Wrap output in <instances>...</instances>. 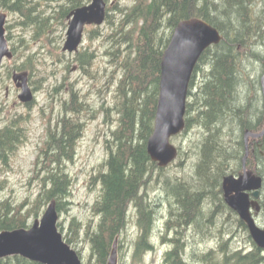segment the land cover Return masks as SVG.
I'll return each instance as SVG.
<instances>
[{
  "label": "trees",
  "instance_id": "16d2710c",
  "mask_svg": "<svg viewBox=\"0 0 264 264\" xmlns=\"http://www.w3.org/2000/svg\"><path fill=\"white\" fill-rule=\"evenodd\" d=\"M90 2L0 0V9L18 15L22 28L33 29V40L45 37L52 41L57 39L61 25L65 30L69 13ZM51 9L52 13H48ZM192 17L211 23L223 39L202 54L188 94L184 134L191 128L201 131L192 179H162L159 175L165 168L152 161L147 149L160 96L161 62L177 24ZM105 23V27L95 26L89 33L102 41L103 57L109 59V66H114L112 74L107 73L108 68L101 70L95 66L98 51L80 49L73 59L97 85L105 76L108 87L116 84L114 105L104 102L96 109L108 116L115 114L110 122H117L106 139L108 156L93 176L101 187L99 198L91 206L97 221L81 222L74 217L67 230L63 220L58 227L83 260L84 244L89 246L85 264H107L117 236L119 246H123L121 236L130 229L134 214L138 232L133 242L132 264H147L145 254L155 250V228L167 205L160 237L168 247L161 264H191V230L200 233L206 228L209 237L215 234L217 226L216 235L222 233L224 223L215 218L218 209L226 206L221 190L223 177L247 162L246 131L260 132L264 128V0H115L107 7ZM7 37L10 41L11 33ZM11 46L14 58L18 53L21 57L23 53L18 52L16 44ZM23 55L22 62L14 61L8 67V77L12 78L14 71L25 72L37 90L40 84L31 78L37 69L31 64L34 54ZM62 55L63 52L57 58ZM1 76L2 71L0 79ZM60 87L61 84L56 85L54 91ZM68 91L69 98H62L65 106L62 105L71 110L70 115L57 118L36 161L37 167L41 164L35 176H39L40 191L31 201L18 204L11 198L0 197L1 231L29 228L30 220L36 219L53 199L60 215L71 209L74 178L68 167L77 155L84 129L81 113L91 106L79 88L72 85ZM5 117L0 127V163L7 165L26 142L28 133L25 115L13 113ZM158 179L164 204L149 197L148 187ZM80 243L84 244L79 247ZM190 253L203 264H222L223 256L237 264H260L262 260L258 252L224 251L218 243L205 252ZM0 264L42 263L14 255L1 258Z\"/></svg>",
  "mask_w": 264,
  "mask_h": 264
},
{
  "label": "rangeland",
  "instance_id": "374dc122",
  "mask_svg": "<svg viewBox=\"0 0 264 264\" xmlns=\"http://www.w3.org/2000/svg\"><path fill=\"white\" fill-rule=\"evenodd\" d=\"M115 0H107L108 5L114 3ZM7 13L6 30L7 34L11 33L10 46L16 44L17 50L20 53L34 54L32 63L36 66V70L31 75L33 81L40 84L36 90L30 82L34 91L35 99L30 104H25L19 101L18 95L20 90L15 86L13 79L8 77L7 69L12 67L14 61L20 63L24 60V55L19 57V53L15 58L7 59L2 68L3 76L0 79V127L6 121L5 115L13 113H21L27 117V133L28 138L12 156L9 163H0V197L11 198L15 204L24 203L26 200L31 201L40 191L39 176L35 177L38 168L36 161L41 155V149L44 141L49 135V129L54 127L58 117L70 115V109H64L65 106L62 98H69V91L74 85L79 88L82 96L90 103L92 108H87L81 113V119L84 124L83 132L80 136L77 155L73 162L69 163V171L74 178V185L71 197V209L67 213L60 215V220L64 221L66 230L69 228L71 220L76 217L78 221L87 222L97 221V217L93 214L91 206L101 193L100 183L93 180V176L102 168L105 159L107 158L106 139L111 136V130L117 124L116 119L110 122L112 118H116L115 114L106 115V112L99 113L96 111L105 102V105H114L115 93L113 88L108 87L106 76L97 85L95 79L90 75L80 71L74 59V53L63 51V46L66 40V32L68 21L65 30L63 26L55 35L58 39L48 41L45 37L40 40H33V29H24L19 24V16L5 9H0V12ZM54 12V11H53ZM52 13V9L48 10ZM10 26V27H8ZM106 23L101 25L105 27ZM95 28L94 25L88 26L85 29L83 44L80 49H89L98 51L99 56L96 59L95 66L101 70L108 68L107 73L112 74L114 68L109 66V59L103 57L102 41H99L94 36L90 35L89 30ZM64 30V31H63ZM8 38V37H7ZM9 40V39H8ZM12 47V46H11ZM80 51V50H79ZM64 53L61 58H57L58 54ZM72 61V62H70ZM68 66L70 69H68ZM119 72V71H118ZM117 72V73H118ZM42 76H45L42 78ZM201 78V71L198 73L195 84ZM61 84L60 89L56 92L54 88ZM101 90H103L101 92ZM54 96H53V94ZM64 106H63V105ZM72 115V113H71ZM201 131L198 128H191L187 133L184 131L171 138V142L180 150V154L170 165L165 167L159 178L168 177L172 180H190L194 173L195 166L198 161L197 145L199 144V136ZM155 180L157 175L155 174ZM148 187L149 197L162 200L164 204V196L162 194L161 182L159 179ZM47 206L41 210L40 215L36 218H41ZM168 213V206H164L160 212V217L157 221L156 232L154 237L155 250L145 254L144 261L147 264H161L164 253L167 249V244L162 243L160 230L162 229L164 216ZM223 214L216 215L215 221L223 223ZM225 215V214H224ZM36 219H31L30 223H34ZM138 228L136 226V217L131 214V227L128 232H124L121 236L123 246H119L118 242V264H132L133 242L137 236ZM218 232L217 226L215 234ZM63 233V232H62ZM64 234V233H63ZM207 236L206 228L200 233L197 230H191V241L189 243V261L191 264H203L198 260L193 252H205L209 247L215 246L218 243V235ZM84 238L81 235V239ZM199 239V240H198ZM84 243H80L79 247ZM89 254V246L84 244L83 257L84 261Z\"/></svg>",
  "mask_w": 264,
  "mask_h": 264
},
{
  "label": "water",
  "instance_id": "95a60500",
  "mask_svg": "<svg viewBox=\"0 0 264 264\" xmlns=\"http://www.w3.org/2000/svg\"><path fill=\"white\" fill-rule=\"evenodd\" d=\"M106 0H91L77 7L68 15V28L63 51L78 52L83 44L87 26H101L107 16ZM7 13L0 12V73L5 60L12 59L14 53L7 38ZM223 36L211 23L199 17L181 20L175 27L171 41L163 53L161 62L160 96L156 112L153 134L148 140V153L152 161L161 168L170 165L179 155V149L171 138L182 133L186 127L188 94L195 70L204 51L219 44ZM12 79L20 90V102L30 104L35 99L28 74L13 72ZM264 91V75L262 77ZM260 132L247 130L245 142L250 137H262ZM248 148V146H247ZM248 151L244 158L246 157ZM245 163V162H244ZM262 176L246 170L239 175L228 174L223 179L226 202L247 222L250 233L258 245L264 247V230L253 220L249 208V190H258ZM60 213L53 199L41 218L29 227L0 230V259L19 255L42 264H85L78 252L65 240L58 227ZM119 236L114 240L107 264H118Z\"/></svg>",
  "mask_w": 264,
  "mask_h": 264
},
{
  "label": "flooded vegetation",
  "instance_id": "af4514ba",
  "mask_svg": "<svg viewBox=\"0 0 264 264\" xmlns=\"http://www.w3.org/2000/svg\"><path fill=\"white\" fill-rule=\"evenodd\" d=\"M248 146L249 155L247 162L241 163V169H238L234 174L235 176L241 175L245 168L246 170L253 171L255 174L262 176V185L258 190V196L254 193L256 190H249L250 208L249 212L255 221L256 225L264 230V137H251L246 144V150ZM245 150V151H246ZM261 157V158H260ZM225 177V176H224ZM223 177V179H224ZM222 198L225 202V208L220 207L217 213H222V209L226 212L223 214L224 224H222V233L219 234L218 244L222 247V250H228L231 252L242 251L244 253H259L262 257L261 263L264 264V247L257 244L250 233L249 226L244 221L239 213L229 206L225 199V193L223 189L222 180ZM216 213V214H217ZM223 255V253H222ZM227 256H223L222 264H237L235 261L231 263V260H226ZM233 258V257H232Z\"/></svg>",
  "mask_w": 264,
  "mask_h": 264
},
{
  "label": "bare ground",
  "instance_id": "6f19581e",
  "mask_svg": "<svg viewBox=\"0 0 264 264\" xmlns=\"http://www.w3.org/2000/svg\"><path fill=\"white\" fill-rule=\"evenodd\" d=\"M250 138H251V137H250ZM156 163H157V162H156ZM216 234H217V233H216ZM216 234H215V235H216ZM219 238H220V237H219ZM198 240H199V239H198ZM210 262H211V261H210ZM210 262H209V263H210ZM206 264H207V263H206Z\"/></svg>",
  "mask_w": 264,
  "mask_h": 264
}]
</instances>
